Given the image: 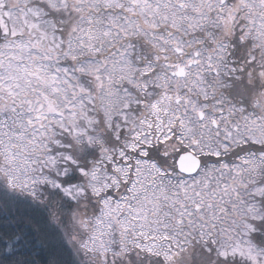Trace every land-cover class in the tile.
I'll list each match as a JSON object with an SVG mask.
<instances>
[{"label": "snow or ice", "instance_id": "snow-or-ice-1", "mask_svg": "<svg viewBox=\"0 0 264 264\" xmlns=\"http://www.w3.org/2000/svg\"><path fill=\"white\" fill-rule=\"evenodd\" d=\"M0 264H264V0H0Z\"/></svg>", "mask_w": 264, "mask_h": 264}]
</instances>
